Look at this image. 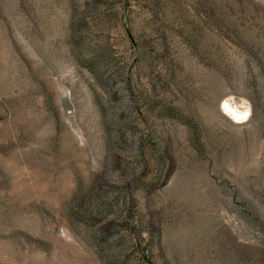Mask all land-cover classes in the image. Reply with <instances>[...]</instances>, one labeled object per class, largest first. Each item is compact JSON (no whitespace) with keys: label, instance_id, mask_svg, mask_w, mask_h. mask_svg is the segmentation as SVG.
I'll use <instances>...</instances> for the list:
<instances>
[{"label":"rangeland","instance_id":"374dc122","mask_svg":"<svg viewBox=\"0 0 264 264\" xmlns=\"http://www.w3.org/2000/svg\"><path fill=\"white\" fill-rule=\"evenodd\" d=\"M143 252L264 264V0H0V264Z\"/></svg>","mask_w":264,"mask_h":264},{"label":"trees","instance_id":"16d2710c","mask_svg":"<svg viewBox=\"0 0 264 264\" xmlns=\"http://www.w3.org/2000/svg\"><path fill=\"white\" fill-rule=\"evenodd\" d=\"M138 242H139V241H138ZM139 245H140V242L137 243V246H139ZM142 261H143L144 263H147V264H152L150 258L146 255L145 252H143V255H142Z\"/></svg>","mask_w":264,"mask_h":264},{"label":"clouds","instance_id":"9594fccd","mask_svg":"<svg viewBox=\"0 0 264 264\" xmlns=\"http://www.w3.org/2000/svg\"><path fill=\"white\" fill-rule=\"evenodd\" d=\"M239 119H243V117H239Z\"/></svg>","mask_w":264,"mask_h":264}]
</instances>
